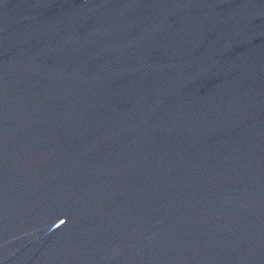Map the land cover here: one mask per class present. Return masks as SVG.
Wrapping results in <instances>:
<instances>
[{
	"label": "water",
	"instance_id": "obj_1",
	"mask_svg": "<svg viewBox=\"0 0 264 264\" xmlns=\"http://www.w3.org/2000/svg\"><path fill=\"white\" fill-rule=\"evenodd\" d=\"M0 264H264V0H0Z\"/></svg>",
	"mask_w": 264,
	"mask_h": 264
}]
</instances>
